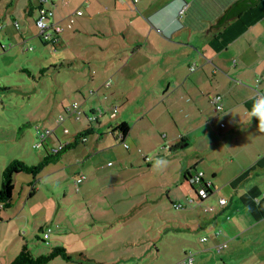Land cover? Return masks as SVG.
<instances>
[{
  "label": "crops",
  "instance_id": "1",
  "mask_svg": "<svg viewBox=\"0 0 264 264\" xmlns=\"http://www.w3.org/2000/svg\"><path fill=\"white\" fill-rule=\"evenodd\" d=\"M260 1L219 32L211 27L229 0L44 3L53 10L49 31L57 38L54 47L71 46L75 50L74 56L62 60H68L70 66L74 59L67 69L71 76L68 84L81 93L89 110L98 104L92 95L100 97L98 92L103 87L110 86L117 102L124 98L128 103L138 101L130 93H153L134 120L127 121L120 115L111 127L113 130L121 122L129 127L124 137L121 130H114L121 141L131 140L132 153L127 162L137 161L135 150H141L147 169L154 167L156 157L169 164L174 159L180 165L177 186L184 181L190 185L184 172L203 171L211 191L206 203L215 208L201 218L197 210L204 206L200 204L205 199L198 205V198L186 195L187 202L193 199L192 210L186 213L190 214L191 226L201 228L204 234L198 239L189 227L196 242L190 240L179 252V261L191 252L192 264H264V133L258 130V121L249 118L255 101L264 97V4ZM38 6L39 2L31 4L29 10ZM155 88L161 95L152 91ZM217 94L221 95L222 110H217L213 102ZM160 120L164 125H159ZM52 134L59 144L63 143L56 130ZM83 180L77 187L85 193ZM174 182L166 179L161 184L175 191ZM32 186L35 193L37 188ZM220 198L226 199L224 205L219 204ZM172 202L186 208L181 199ZM1 209L5 208L0 204ZM204 236L207 239L202 241ZM218 244L223 245L221 251L215 249ZM6 252L0 247V264H10L17 255L8 252L11 256L6 259ZM67 252L72 258L73 253ZM83 252L80 249V256ZM160 252L158 246L155 251L147 248L142 257H137V263H143L144 255L156 260ZM130 258L124 255L119 261ZM65 260L57 263H76Z\"/></svg>",
  "mask_w": 264,
  "mask_h": 264
},
{
  "label": "rangeland",
  "instance_id": "2",
  "mask_svg": "<svg viewBox=\"0 0 264 264\" xmlns=\"http://www.w3.org/2000/svg\"><path fill=\"white\" fill-rule=\"evenodd\" d=\"M39 1L0 0V184L2 171L12 159L37 164L53 145L59 146L53 130L65 143L90 124L84 113L77 117L70 110L76 102L91 114L81 93L68 84L71 76L67 69L74 59L69 66L70 62L62 58L74 56L75 50L71 46L54 47L51 41L40 39L35 20L39 9L29 10ZM152 91L159 93L158 88ZM110 92L108 86L98 92L100 97L92 95L98 102L93 106L98 117L92 122L94 131L86 135L85 143L66 149L58 160L42 168L33 195L29 196L31 187L27 184L32 176L16 175L14 204L0 211V247L7 251L6 259L11 256L8 252L18 254L26 244L33 255L62 246L73 253L70 260L76 263L69 264H139L137 257L158 246L159 257L155 260L144 255L141 264H179V252L188 242H196L192 232L198 239L204 234L201 228L191 226L190 214H186L192 210L186 195L197 198V194L185 181L177 186L179 163L172 159L169 164L165 159L169 166L147 169L141 150H135L137 161L130 164L131 140L121 141L111 129L120 115L134 120L153 93H130L138 101L128 103L125 98L117 102ZM159 122L164 125L163 120ZM158 131L163 133L161 128ZM37 132H43L42 145ZM79 172L86 177L85 193L74 184ZM166 179L175 181V191L163 188L161 183ZM174 199H181L186 208L174 207ZM195 202L199 205L198 199ZM206 202L197 210L201 218L208 216L206 207L214 206ZM45 231H50V237L43 241ZM80 249L84 256H80ZM124 255L131 258L119 261ZM57 261L68 260L57 257L48 264Z\"/></svg>",
  "mask_w": 264,
  "mask_h": 264
},
{
  "label": "trees",
  "instance_id": "3",
  "mask_svg": "<svg viewBox=\"0 0 264 264\" xmlns=\"http://www.w3.org/2000/svg\"><path fill=\"white\" fill-rule=\"evenodd\" d=\"M259 1L260 0H229L228 5L223 10V12L220 13L218 16H216L212 27H214V29H216L217 32H219L220 29H222L230 21L239 18L245 11L256 6L259 3ZM39 5H40V2H39ZM43 6H44V4H43ZM39 7L40 6H38V9H39ZM38 17L35 20H37ZM44 35H45V33H39V37L42 41H51L52 43L56 42L57 38L52 32L48 38H45ZM43 70H45V68ZM217 95H220V94H217ZM219 103L222 106L221 95H220ZM114 108H116V107H114ZM114 108H113V113H112L113 115H115V113L117 112V108H116V111H114ZM222 109H223V106H222ZM222 109H217V110H222ZM70 110L73 113V108H71ZM80 111H81V114L78 117H80L82 115V113H84V115L87 117L88 121L90 122L89 126H87L85 129L76 133L75 136L73 137V140L67 141L59 151L47 152V154L37 164H31L30 165V164H27L26 162H24L20 159H12L7 164V166L2 171V181L0 184V204L2 207L9 208L13 205L12 194H13V189H14V179H15L17 174L26 173V174H29L32 176V179L30 177V182H29V184L32 187L30 189L29 195L30 196L33 195L34 187L32 185H34L36 176L40 173L42 168L45 165L49 164L50 162H54V161L58 160L60 158L61 154L66 149L74 147L79 142H84L85 140H83V139L86 138V135L89 133H92L94 131L92 122L97 121V118H98L97 117V111H95L94 109L90 110L91 114H88V112L82 111L81 109H80ZM73 114H75V113H73ZM216 120H217V118H216ZM128 128L129 127L126 124V122H121V123L117 124L112 131L119 129L122 131L121 132L122 137H124L128 131ZM38 136L40 138L39 132H38ZM40 141H41V143H40L41 145L44 144V142H42L41 138H40ZM192 173L193 172H188V171L183 173V176L185 177L186 181L189 182V178L192 175ZM190 185L195 192L194 185L191 183H190ZM206 191L208 194L211 192L210 189L207 187H206ZM200 200H204V198H200ZM56 257H62L64 259H70L69 253L62 246L53 247V248H51L50 251H48L47 253H44V254L33 255L30 248L25 244L21 247L19 253L13 258V260L10 262V264H47Z\"/></svg>",
  "mask_w": 264,
  "mask_h": 264
},
{
  "label": "built area",
  "instance_id": "4",
  "mask_svg": "<svg viewBox=\"0 0 264 264\" xmlns=\"http://www.w3.org/2000/svg\"><path fill=\"white\" fill-rule=\"evenodd\" d=\"M49 0H40V7H39V17L36 20V26L40 29V33H45L44 37L48 38L51 34V32L49 31V26L50 24V19L53 16V10L50 8H47L45 6H43L44 3L48 2ZM75 13H80L78 10L75 11ZM72 21V20H71ZM220 100V95H216L213 98V102L216 104V108L217 109H222L221 104L219 103ZM73 108V113H75L77 115V117L81 114V111L79 109V105L75 102L72 105ZM114 111H116V108H114ZM60 119H62V117H60ZM216 118H213V121H215ZM65 131L68 132L67 129H65ZM43 134V132H42ZM42 134L40 135V137L42 136ZM83 140H86V138H84ZM65 143H60L59 146L52 148L51 151L52 152H57L59 151L63 145ZM40 144H37V146ZM85 178V175L82 173L80 175H78V177L75 180V185L78 186V184ZM189 182L191 184L194 185L195 187V192L197 194V198L198 200H200V198H206L208 196V193L206 191V187L210 189L209 184L207 182L204 181L203 179V171H195L192 173V175L189 178ZM193 199H190L189 201L191 202ZM201 201V200H200ZM219 204L220 205H224L226 203V199L225 198H220L219 199ZM176 208H180L182 207L181 203L175 204L174 205ZM215 207L214 206H210V207H206V211H211L213 210ZM49 232L50 231H45L44 235H43V239L44 241H46L49 237ZM207 239V237H202L201 240L205 241ZM217 251H221V249L223 248L222 244H218L215 246ZM193 263V254L191 252L186 253L185 256L183 257V259H181L179 261V264H192Z\"/></svg>",
  "mask_w": 264,
  "mask_h": 264
},
{
  "label": "clouds",
  "instance_id": "5",
  "mask_svg": "<svg viewBox=\"0 0 264 264\" xmlns=\"http://www.w3.org/2000/svg\"><path fill=\"white\" fill-rule=\"evenodd\" d=\"M249 118H255L258 121V130L264 133V97H260L255 101L249 113ZM166 163L163 160H156L154 168L161 169L166 166Z\"/></svg>",
  "mask_w": 264,
  "mask_h": 264
},
{
  "label": "water",
  "instance_id": "6",
  "mask_svg": "<svg viewBox=\"0 0 264 264\" xmlns=\"http://www.w3.org/2000/svg\"><path fill=\"white\" fill-rule=\"evenodd\" d=\"M211 28H214V27H211ZM211 28L205 34H208L210 32Z\"/></svg>",
  "mask_w": 264,
  "mask_h": 264
}]
</instances>
